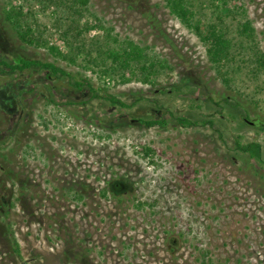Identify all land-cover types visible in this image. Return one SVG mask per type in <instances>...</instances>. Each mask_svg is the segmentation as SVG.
Listing matches in <instances>:
<instances>
[{
  "label": "rangeland",
  "instance_id": "rangeland-1",
  "mask_svg": "<svg viewBox=\"0 0 264 264\" xmlns=\"http://www.w3.org/2000/svg\"><path fill=\"white\" fill-rule=\"evenodd\" d=\"M44 2L34 18L65 55L72 45L58 28L62 12ZM240 2L264 52V0ZM165 3L89 0L82 26L97 17L174 68L156 84H122L83 68L84 59L74 65L25 45L6 15L29 5L0 0V61L52 62L100 95L68 77L0 66V264H264V83L243 73L225 84L202 36ZM203 11L206 22L213 9ZM233 16L226 21L236 28L242 17ZM105 33L81 39L93 45ZM237 140L260 143L262 160Z\"/></svg>",
  "mask_w": 264,
  "mask_h": 264
},
{
  "label": "trees",
  "instance_id": "trees-1",
  "mask_svg": "<svg viewBox=\"0 0 264 264\" xmlns=\"http://www.w3.org/2000/svg\"><path fill=\"white\" fill-rule=\"evenodd\" d=\"M25 2L29 5L27 12L20 7L13 8L6 15L7 22L11 24L25 45L48 48L51 53L61 56L65 61L74 65L78 64L79 59H84L83 68L96 72L99 78L112 77L116 83L126 84L140 81L156 84L159 75L170 74L174 71L173 66L165 58L153 52L150 47L141 46L128 39L120 41L118 36L114 35L111 29L106 28L101 19L97 17H94L92 22L86 19L82 26L80 20L86 18L89 12V0H47L44 2L42 9L47 10L50 6H55L62 12V17L58 20L60 25L58 28L62 31V39L72 45V49L65 55L61 54L58 48L50 45L48 28L39 24L34 18L36 2L43 3V0H25ZM165 2L173 16L188 29L202 36L207 45L208 60L222 75L225 84L229 85L233 78L243 73L249 75L258 86L264 83V52L259 49L254 37L252 22L246 18L240 0H165ZM209 7L213 9L208 20L211 21L210 26L208 21L205 22L208 15L203 11L204 8ZM220 9L225 11L218 14ZM233 15L242 17L236 28L226 21L229 17L235 19L236 16ZM32 21L38 22L37 30L33 28ZM65 22L69 25L63 29ZM94 28L102 29L106 33L104 41L93 42L94 44L90 45L86 39L82 40L81 36ZM13 60V63L1 60L0 66L14 73L26 70L44 71L49 79L68 77L75 80L73 75L52 62L22 57H16ZM74 85L79 90L87 87L93 97H100L98 90L86 78L76 79ZM110 102L114 105L127 106L115 96H110ZM218 105L221 106L220 109L226 108L220 103ZM227 105H229L228 101ZM231 107L234 106L231 105ZM135 121L147 127L163 125L159 120L138 119ZM178 123L184 127L198 126L197 122L187 118H179ZM208 123L214 124L210 120L202 124ZM259 128L264 132V123ZM237 147L258 161L262 160L260 143L241 144L237 140Z\"/></svg>",
  "mask_w": 264,
  "mask_h": 264
},
{
  "label": "water",
  "instance_id": "water-1",
  "mask_svg": "<svg viewBox=\"0 0 264 264\" xmlns=\"http://www.w3.org/2000/svg\"><path fill=\"white\" fill-rule=\"evenodd\" d=\"M247 123H249V124H251V125H254V124L251 123V121H247Z\"/></svg>",
  "mask_w": 264,
  "mask_h": 264
}]
</instances>
